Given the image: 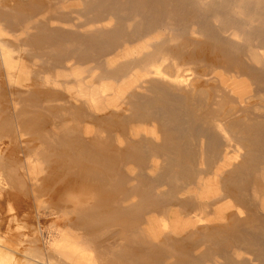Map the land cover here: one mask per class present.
<instances>
[{"label":"bare ground","instance_id":"6f19581e","mask_svg":"<svg viewBox=\"0 0 264 264\" xmlns=\"http://www.w3.org/2000/svg\"><path fill=\"white\" fill-rule=\"evenodd\" d=\"M0 142V264H264V0H0Z\"/></svg>","mask_w":264,"mask_h":264},{"label":"rangeland","instance_id":"374dc122","mask_svg":"<svg viewBox=\"0 0 264 264\" xmlns=\"http://www.w3.org/2000/svg\"><path fill=\"white\" fill-rule=\"evenodd\" d=\"M54 1H56V0H54ZM42 14H44V13H42ZM72 16L75 19V15L72 14ZM3 39L7 42L9 49H11V50L15 49L12 47L14 44L11 42V40H13V37L11 38V36L4 35ZM11 50H10V53H11V55L14 56L16 54V49L14 51H11ZM84 76H86V74H84ZM90 77L88 79L86 78L85 82L88 85H92V86L97 87L98 83L97 82L94 83L95 81L92 80L93 78L91 79ZM91 82H92V84H91ZM0 144H1V142H0ZM0 147L2 148L3 146L0 145ZM1 148H0V153L4 154L5 153L3 151L4 149L2 148L3 149L2 150ZM19 156H20L19 157L20 159L22 158L23 160H26V156L23 157L22 153H20ZM10 203H11L10 200H8L7 203L6 202L4 203L3 211L4 212L6 211L4 213V215H11L12 214V212H13L12 207L13 206L11 205V207H10ZM51 216L52 215H44L43 214V217H41L40 226H36V227L35 226L29 227V224L25 220H21V219L18 221H12L8 224L6 223V224H4V226L2 225V227L0 228L1 229L0 233L2 232L0 237L9 240L16 248L18 246V248H17L18 250H21V249H25V247L29 246L30 241L34 237L32 230L34 231V229H37V231H34V232L39 233V235L41 236V240L44 243L46 249L48 251L57 250L62 246L64 241H63V238L61 237L60 231L58 230V228H56V225H54L56 223V218L54 216L53 217H51ZM41 225H42V227H41ZM2 236H4V237H2ZM13 242H15V243H13ZM52 258L53 257H50L51 260H52ZM44 260L46 262H50L49 258H47V257ZM57 261L58 260H54V262H57Z\"/></svg>","mask_w":264,"mask_h":264}]
</instances>
